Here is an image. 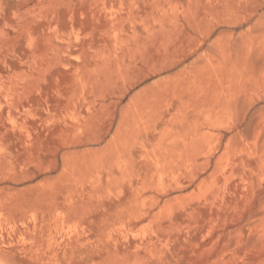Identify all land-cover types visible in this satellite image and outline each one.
Instances as JSON below:
<instances>
[{
    "label": "rangeland",
    "instance_id": "obj_1",
    "mask_svg": "<svg viewBox=\"0 0 264 264\" xmlns=\"http://www.w3.org/2000/svg\"><path fill=\"white\" fill-rule=\"evenodd\" d=\"M0 264H264V0H0Z\"/></svg>",
    "mask_w": 264,
    "mask_h": 264
},
{
    "label": "bare ground",
    "instance_id": "obj_2",
    "mask_svg": "<svg viewBox=\"0 0 264 264\" xmlns=\"http://www.w3.org/2000/svg\"><path fill=\"white\" fill-rule=\"evenodd\" d=\"M16 106V105H15ZM17 107V106H16ZM28 111V110H27ZM8 117L11 119V121H14L15 120V117L14 115H12L10 112L8 113ZM23 127H25V124L24 123H21L20 124V129L23 130ZM28 136V135H27Z\"/></svg>",
    "mask_w": 264,
    "mask_h": 264
}]
</instances>
